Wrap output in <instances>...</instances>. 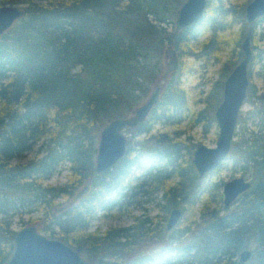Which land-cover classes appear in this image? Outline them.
<instances>
[{
	"label": "trees",
	"instance_id": "trees-1",
	"mask_svg": "<svg viewBox=\"0 0 264 264\" xmlns=\"http://www.w3.org/2000/svg\"><path fill=\"white\" fill-rule=\"evenodd\" d=\"M183 2L0 0L23 9L21 18L0 36V264L14 248L13 217L34 211L40 213L34 223L39 232L67 243L92 264H264V91L258 98L263 121L259 130L232 144L233 165L249 170L252 180L230 207L222 202V181L207 184L197 178L191 148L178 163L174 139L152 132L156 123L174 125L186 117L184 63L166 74L148 118L126 129L131 136L125 155L110 170L94 175L100 129L130 114L158 84L166 73L167 47L176 51L178 60L196 56L202 27L217 26L230 31L232 37L225 39L234 44L222 70L239 61L247 29L243 4L207 0L202 22L175 31ZM237 24L239 29L231 30ZM259 24L264 17L253 25V41ZM218 38L213 32L202 49ZM220 85L210 89L206 110L198 113L210 108V121L221 99ZM143 134L151 138L141 140ZM34 149L30 159L15 161ZM64 165L69 171L65 183L43 184ZM140 168L146 176L142 187L162 195L164 218L175 207L183 215L192 210L203 189L198 218L185 217V226L170 234L151 228L149 218L138 217L131 226L90 232L99 212L119 208L128 199L134 170ZM84 184H89L88 192L74 201ZM60 198L67 203L61 205ZM143 245L158 246L157 256H137ZM250 248L252 262H240L239 253Z\"/></svg>",
	"mask_w": 264,
	"mask_h": 264
},
{
	"label": "rangeland",
	"instance_id": "rangeland-1",
	"mask_svg": "<svg viewBox=\"0 0 264 264\" xmlns=\"http://www.w3.org/2000/svg\"><path fill=\"white\" fill-rule=\"evenodd\" d=\"M248 1L249 0H237V2L243 4V6H245ZM238 29L239 25L237 24L233 26L231 30L237 31ZM213 32H216L219 36L217 39L218 41H213L206 48L202 49L204 40L210 37ZM256 34L255 40H251V47L253 55H259L260 58L258 60L252 59L249 65L250 84L247 91V98L245 99L244 105L242 106L238 116L233 140L234 143L249 136L251 131L257 132L259 130V125L263 122L261 120V112L259 111L262 104L258 98L264 91V24H259L257 26ZM231 37L232 34H230L228 29L221 31L217 26H203L200 31V35L196 39L198 55L179 59L180 65L184 63V68L187 69V73L181 78V89L185 92L188 112L186 117H184V119H182L178 124L166 125L156 123L152 131L153 133H168L169 136L174 139L172 142H176V148H179L177 152L178 163L184 162L185 158L188 156L186 154L187 151L190 150V148L193 150L199 143H203L209 147L215 146L218 135V126L216 125L215 120H209L211 113L210 108L201 115H198V113L202 110H206L205 96L208 94L210 89L213 88L215 83L221 84L220 93L222 91L223 80L230 71L229 69L223 71L222 64L227 60L230 55V51L234 47V44H231L232 42L228 44L225 38ZM237 49L239 50V47H237ZM166 62L167 58L165 57L163 59V66L165 70H167ZM165 82L163 84H165ZM153 87V85L150 87V91ZM147 96L142 99L140 103H142ZM214 110L212 111L213 117ZM124 134L127 139L131 136L129 131H126V129L124 130ZM143 138L149 140L151 137L149 134H143L140 139L142 140ZM34 153L35 149L26 152L22 157L15 159V161L24 162L30 159ZM238 164L233 165V158L231 157V154H229L228 160L224 162L221 167L216 169L212 174H207L200 181L201 183L207 184L220 181L224 183L238 176H243L251 181L252 177L250 171L239 168L240 166H237ZM134 172L136 179L130 184V186L134 188H130L127 191L128 199L125 202L123 201V204H121L122 206L119 208L116 206L110 211L108 210L107 212L102 213L99 212L96 215V218L90 223V232L102 234L111 228L131 226L135 220L134 217L149 218V220H151V228H163L165 231L169 213L166 218H164L165 212L162 207L163 201L161 200V193L159 191L152 190V188L148 185L142 187L146 178V176H144L145 170L143 168L135 169ZM68 176L69 171L66 165H64L53 173L49 179L44 181L43 184H63L68 180ZM176 180L177 179L175 177H172L170 182L174 183ZM204 199L205 191L201 189L192 204V210L188 209V212L181 216L175 227L166 233L170 234L173 231L183 228L186 224L185 217L187 220H196L198 218V210L200 209ZM66 201L67 200L64 198L59 199V203L61 205L67 203ZM183 206H185V203ZM39 217L40 213L37 211L27 213L22 218L15 216L12 219V228L17 231L23 226L35 225L34 223ZM142 248L143 249H141L140 253L137 255L141 258H155L159 251L158 246L143 245ZM251 249L252 248H250V250ZM247 262H252V258H250Z\"/></svg>",
	"mask_w": 264,
	"mask_h": 264
},
{
	"label": "water",
	"instance_id": "water-1",
	"mask_svg": "<svg viewBox=\"0 0 264 264\" xmlns=\"http://www.w3.org/2000/svg\"><path fill=\"white\" fill-rule=\"evenodd\" d=\"M207 0H184L177 11L174 30L179 31L202 22ZM246 32L240 43V59L229 71L222 84L221 99L214 110V120L218 126L215 146L209 147L199 143L192 151L191 164L199 180L207 174H212L229 158L231 152L238 116L250 84L249 65L253 58L251 38L253 25L264 17V0H249L244 8ZM23 15L19 5H0V36L7 31ZM166 73L147 98L124 117H116L105 123L99 131L97 152L95 156V174L110 170L126 153V128H133L144 122L152 108L158 102L161 87L166 74L176 71L179 60L173 48L166 49ZM251 187L250 180L243 176L234 177L222 185V202L230 207L233 202ZM89 190V184L81 186L74 194L73 200L78 201ZM61 209V208H60ZM182 216V208L170 210L166 223V231L174 227ZM14 248L5 264H92L81 253L57 239L48 237L37 230L36 225L23 226L13 237ZM252 256L250 249L242 250L238 259L247 262Z\"/></svg>",
	"mask_w": 264,
	"mask_h": 264
},
{
	"label": "flooded vegetation",
	"instance_id": "flooded-vegetation-1",
	"mask_svg": "<svg viewBox=\"0 0 264 264\" xmlns=\"http://www.w3.org/2000/svg\"><path fill=\"white\" fill-rule=\"evenodd\" d=\"M148 118V117H147ZM146 118V119H147ZM137 126V125H136ZM127 129V128H126ZM248 191V190H247ZM243 194V193H242ZM182 215H183V210H182ZM168 216H169V214H168ZM175 227V226H174ZM173 228V227H172ZM172 228L169 230V231H171L172 230ZM169 231H166V226H165V232H169Z\"/></svg>",
	"mask_w": 264,
	"mask_h": 264
}]
</instances>
